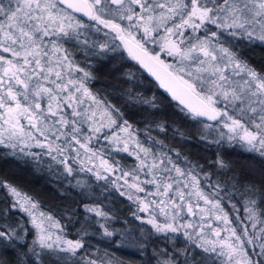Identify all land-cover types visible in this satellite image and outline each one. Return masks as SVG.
<instances>
[{
	"label": "snow or ice",
	"instance_id": "6c2138e0",
	"mask_svg": "<svg viewBox=\"0 0 264 264\" xmlns=\"http://www.w3.org/2000/svg\"><path fill=\"white\" fill-rule=\"evenodd\" d=\"M74 13L94 23H85ZM125 20L127 25L122 23ZM101 26L109 30L104 35L114 34L112 41L119 40L128 56L154 76L188 115L215 122L203 124L205 130L219 132V139L212 143L226 139L264 157V74L242 61L227 39L264 42V0H0V145L21 152L40 148L41 153L26 154L48 155L68 176L76 171L74 164L106 184L115 176L111 183L118 190L126 186L129 199L145 193L144 198L136 197L139 212L148 213L144 222L156 233L183 232L196 248L211 254L203 257L204 264H216L217 258H223L221 264H264V226L253 234L247 227L240 232L221 206L218 193L205 192L194 171H185L167 153L141 143L127 120L119 122V110L89 89L90 72L79 66L65 45L76 41L87 46V31L95 28L100 32ZM148 41L158 44L160 53L173 57L174 63L151 52ZM99 47L103 50L109 44ZM142 102L155 107L154 101ZM101 136L114 151L134 156L139 163L126 170L105 155L107 148H94L93 142L99 143ZM217 164L225 167L219 157ZM120 180L123 185L118 184ZM144 185L153 186L154 191ZM0 186L15 197L13 208L31 218L37 235L34 243L52 250L57 262L68 258L60 253L74 257L84 247L79 239L59 235L53 239L50 229L59 225L52 223L51 216L38 213L37 203L14 186L6 182ZM246 190V219L256 229L257 222L264 225L257 202L251 198L257 190L251 185ZM87 210L105 215L98 208ZM185 211L188 216H198L199 223L183 222ZM213 218L218 222L215 225ZM100 227L105 236L114 235L105 225ZM123 238L144 247L136 236L125 233ZM16 240L23 242L15 229L0 230V241ZM247 246L259 251L249 253ZM180 251L185 256L182 264H195V253ZM253 256L259 259L253 260ZM86 264L98 261L89 258ZM100 264L123 261L110 257ZM164 264H175V260Z\"/></svg>",
	"mask_w": 264,
	"mask_h": 264
},
{
	"label": "trees",
	"instance_id": "16d2710c",
	"mask_svg": "<svg viewBox=\"0 0 264 264\" xmlns=\"http://www.w3.org/2000/svg\"><path fill=\"white\" fill-rule=\"evenodd\" d=\"M126 22L122 23L126 25ZM101 29L100 32H96L95 28L87 31V46L77 45L76 41L65 45L73 51V58L79 66L90 72L91 78L87 81L89 89L119 110L122 117L119 122L122 124L127 120L136 137L146 147L163 151L177 166L185 171H194L205 192L218 193L217 198H222L221 206L233 224L239 225V231L247 227L248 232L253 234L262 224L257 222V228L253 229V221L246 219L245 201L249 199L246 189L251 185L257 190V194L251 198L257 202L260 220H264V157L258 152L246 150V147L242 148L239 143L229 144L226 139L221 144L212 143L219 139V132L215 129L205 130L203 124L206 122L193 119L167 99L134 64L119 40L112 41L114 34L105 36L104 33L109 30L102 26ZM227 39L231 40L232 50L242 61L264 74V42L238 37ZM106 42L109 47L101 50L99 45ZM93 43L95 47H92ZM146 47L154 53L160 51L159 45L151 41L146 43ZM161 58L174 63V58ZM76 75L82 76L83 73ZM142 100L154 101L155 107L144 104ZM22 123L26 124V121ZM160 125H163V130ZM92 146L107 148L105 155H111L126 170L139 163L134 156L114 151V146H109L102 136L99 143L94 141ZM27 152L41 153L42 150L32 147L21 152L19 148L0 145V185L6 182L30 197L37 203L38 213L51 216L52 223L59 225L52 227V232L65 239H79L84 247L74 257L60 253L68 258L57 262L52 252L47 253L45 250L48 249H41L38 243H34L37 235L31 218L19 208H13L14 196L7 187L0 186V230L7 232L15 229L23 238V242L0 241V264H86L89 258L97 259L100 264L110 257L123 261V264H164L166 260L173 259L175 264H182L185 256L180 250L185 249L195 253V264H204L203 257L211 255L196 248L183 232L156 233L150 224L144 222L148 219V213L138 210L136 197L144 198L145 193H135L133 199H129L122 187L118 190L117 185L111 183L115 176L109 177L106 184L103 180L97 181L91 173L79 171L78 164L73 165L76 169L73 176H68L63 166L56 164L48 155L37 158ZM218 157L225 167L217 164ZM140 176L145 179L143 173ZM144 187L154 191L151 185ZM121 191L126 194L121 195ZM200 203L203 205L202 201ZM88 207L98 208L105 215L97 216L95 212L88 211ZM156 211L158 219L163 222V216L159 215L158 209ZM137 216L143 219H137ZM188 221L197 223L185 212L183 222ZM212 223L215 225L218 222L213 218ZM101 224L113 231L114 235L105 236ZM125 233L136 236L144 247L129 243L123 238ZM29 248L33 251H29ZM247 251L252 253L259 250L247 246ZM35 253H39V257ZM222 259L217 258L216 264H221ZM252 259L258 260L259 257L253 256Z\"/></svg>",
	"mask_w": 264,
	"mask_h": 264
},
{
	"label": "water",
	"instance_id": "95a60500",
	"mask_svg": "<svg viewBox=\"0 0 264 264\" xmlns=\"http://www.w3.org/2000/svg\"><path fill=\"white\" fill-rule=\"evenodd\" d=\"M69 11H71V10H69ZM74 15H75L76 17H78L79 19H81L82 21H84V22H90V21H88V18L85 17V16H83L81 13H74ZM119 42H120V41H119ZM125 52L127 53L126 50H125ZM127 55H128V54H127ZM130 59H131V58H130ZM131 60H132V59H131ZM132 61H133L134 64L139 68V70H140L142 73H144V74L149 78V80H150L151 82H153V83L156 85V87L160 90V92H161V93H162L167 99H169V100H170L171 102H173L175 105H177L178 107H180L181 109H183L184 111L187 112V110L184 109V106L181 105L180 102H179L178 100H174V99L172 98L171 93H169V92L167 91V89L162 88V87L160 86L159 81H157L156 78H155L154 76H152V75H151L146 69H144L142 66H140L138 62H136V61H134V60H132ZM197 119L200 120V121L206 122V123H212V124L215 123V122L207 121V120L204 119V118H197Z\"/></svg>",
	"mask_w": 264,
	"mask_h": 264
},
{
	"label": "rangeland",
	"instance_id": "374dc122",
	"mask_svg": "<svg viewBox=\"0 0 264 264\" xmlns=\"http://www.w3.org/2000/svg\"><path fill=\"white\" fill-rule=\"evenodd\" d=\"M127 23L128 22H126V25H127ZM157 53H160V51H158ZM3 55H8V54H3ZM161 56H163L164 58H170V59H173V57H169V56H167L166 54H164V53H160V57ZM162 59V58H161ZM163 60V59H162ZM165 61V60H164ZM166 62V61H165ZM166 63H168V62H166ZM226 131V130H225ZM120 185H123V180H120ZM126 192H128L129 190L127 189V187L126 186H124V187H122ZM132 192H134V190H131ZM11 193V192H10ZM15 198V197H14ZM203 206V205H202ZM186 212V211H185ZM187 213V212H186ZM191 217V216H190ZM192 218V220H195V222H197V223H199V221H197V218H198V216L197 217H191ZM199 219V218H198ZM223 225H221V227H222ZM262 226H264V225H262ZM261 226H259V228H260ZM258 228V229H259ZM51 229H52V227H51ZM50 229V230H51ZM257 229V230H258ZM256 230V231H257ZM52 231V230H51ZM53 233V239H55V236L57 235L55 232H52ZM253 248V247H252ZM256 250H259V248H255ZM45 252H47V253H50V252H52V251H48V250H45Z\"/></svg>",
	"mask_w": 264,
	"mask_h": 264
}]
</instances>
